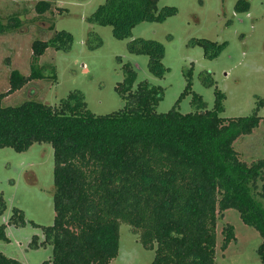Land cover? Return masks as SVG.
I'll list each match as a JSON object with an SVG mask.
<instances>
[{
    "label": "trees",
    "instance_id": "1",
    "mask_svg": "<svg viewBox=\"0 0 264 264\" xmlns=\"http://www.w3.org/2000/svg\"><path fill=\"white\" fill-rule=\"evenodd\" d=\"M158 2L104 0L86 20L110 26L114 37L124 39L140 22L162 21L176 13L173 6L159 8ZM50 6V0H39L35 10L42 14ZM248 7L246 0L235 4L237 11ZM20 24L18 17L5 23L0 16V34ZM71 42L65 30L48 40H34L30 73L11 70L9 87L0 93V147L20 152L34 143H48L53 150V222L42 227L41 240L32 236L29 241L33 248L51 246V257L41 264H109L117 255L122 222L143 247L154 249L150 264H216L217 214L229 208L261 236L256 252L264 263V158L247 164L233 147L236 138L258 126L257 108L264 100L257 98L249 115L223 117L224 93L215 88L213 107L205 109L191 89L189 69L181 95L191 93L196 108L181 113L173 106L159 113L162 88L140 80L132 90L134 70L125 63V77L116 86L123 105L111 113L91 112L80 91L56 105L35 100L2 105L4 97L44 77L37 61L47 47L67 50ZM192 42L208 57L217 56L225 45L208 39ZM127 48L148 55L153 75L167 73L160 42L132 38ZM202 79L213 84L209 73ZM5 209L0 193V215ZM8 224L23 226L22 212L13 208L7 222L0 223L1 240H9ZM223 234L221 250L235 240L233 226L227 224ZM0 264L22 263L0 252Z\"/></svg>",
    "mask_w": 264,
    "mask_h": 264
},
{
    "label": "rangeland",
    "instance_id": "2",
    "mask_svg": "<svg viewBox=\"0 0 264 264\" xmlns=\"http://www.w3.org/2000/svg\"><path fill=\"white\" fill-rule=\"evenodd\" d=\"M38 1L0 0L2 20L7 23L18 17L21 22L0 34V93L9 87L11 70L30 73L34 40H48L55 32L65 30L72 35V42L67 50L47 47L37 61L44 69V77L4 97V106L25 100L56 105L70 92L80 91L91 112L111 113L123 105L116 86L125 77V63L134 70L132 90L140 80L162 88L156 106L159 113L173 106L181 113L196 108L191 93L181 95L189 69L191 89L201 96L205 109L213 107L215 88L224 93L223 117L249 115L257 106V98L264 100V0H246L247 11L235 10L238 0H159V8L173 6L176 13L162 21L140 22L124 39L114 37L110 26L86 20L104 0H50V9L42 14L35 10ZM138 37L163 45L162 63L168 68L163 77L149 71L148 55L128 50L127 43ZM196 39L225 45L217 56L208 57L199 43L192 42ZM205 73L210 74L212 85L204 84ZM257 114L258 126L233 142L239 158L247 164L264 158V106L257 108ZM262 182H257L259 190ZM0 193L6 203L0 223L7 222L13 208L20 210L25 219L23 226H6L9 240L0 239V252L22 264H41L49 259L50 245L33 248L29 241L32 236L41 240L42 227L51 225L54 218L51 145L34 143L20 152L0 147ZM262 203L264 206V200ZM227 224L233 226L235 240L221 250ZM261 240L235 209H226L217 214L215 263L264 264L256 252ZM153 256L154 249L143 247L130 226L120 223L117 255L109 264H150Z\"/></svg>",
    "mask_w": 264,
    "mask_h": 264
}]
</instances>
